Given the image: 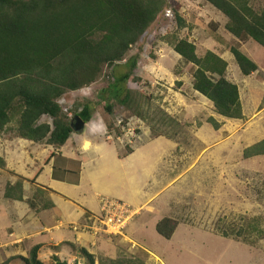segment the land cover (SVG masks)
<instances>
[{
  "label": "rangeland",
  "instance_id": "374dc122",
  "mask_svg": "<svg viewBox=\"0 0 264 264\" xmlns=\"http://www.w3.org/2000/svg\"><path fill=\"white\" fill-rule=\"evenodd\" d=\"M258 2L263 4L264 0ZM175 10L187 23L180 30ZM226 21L227 17L205 0H170V7L158 16L124 61L114 67L104 66L97 81L58 100L70 118L79 110L77 102L94 105L91 122L81 132H74L71 142L99 144L89 153L83 183L72 187L70 195L93 211L100 210L96 193L129 201L119 200L125 204V223L119 222L117 232L95 234L86 229L94 238L77 243V249L66 248L62 260L88 264L85 256L76 252L84 247L95 256V264L102 258L119 256L142 259L147 264H264V231L258 237L253 235L252 243L218 232L221 226L243 223V217L259 218L264 230V155L243 156L245 148L264 139V48L252 40L239 41L226 31ZM175 31L195 43L198 56L211 50L227 60L226 77L239 87L243 118L218 115L213 103L193 89L195 65L184 61L161 39ZM230 46L241 48L254 59L258 70L244 76ZM132 57L137 58V66L125 84L134 94L132 109L113 99L103 102L102 89L108 87L114 75L120 76L128 69L126 60ZM109 102L114 107L113 115L105 109ZM135 110L143 112L146 119ZM210 117L221 122L219 129L208 121ZM42 121L52 122L46 115ZM109 123L115 129L108 135ZM9 135L0 134L1 157L16 156L21 164L27 141L9 140ZM128 148L135 152L119 161L117 156L125 155ZM68 151H72L70 144ZM74 152L79 154L76 145ZM26 156L37 157L23 161L19 175L27 179L32 171L45 170L48 152L38 156L37 149L29 146ZM6 167L0 168V264H23L19 257H28L37 244L32 238L13 241V232L36 230L45 217L31 208L26 213L5 198L8 174L18 175L16 171L6 172ZM47 170L43 182L51 179ZM33 191L31 183L25 190L27 198L32 199ZM44 198L35 200L36 207L44 205ZM56 212L52 211L54 218ZM18 216L23 221L17 223ZM53 217L50 225L57 232ZM164 217L178 222L171 239L156 231V224ZM52 252L44 248L39 256L46 264H53Z\"/></svg>",
  "mask_w": 264,
  "mask_h": 264
},
{
  "label": "trees",
  "instance_id": "16d2710c",
  "mask_svg": "<svg viewBox=\"0 0 264 264\" xmlns=\"http://www.w3.org/2000/svg\"><path fill=\"white\" fill-rule=\"evenodd\" d=\"M205 1L227 17L225 29L228 33L239 41L252 40L264 48V2ZM169 7L170 0H0V134L7 132L10 137L46 142L55 148L64 146L75 131L72 126L75 118L79 116L89 123L94 105L77 102L79 110L70 118L58 100L68 92L97 81L104 66L114 67L124 61L130 49ZM175 19L178 30L187 26L177 10ZM216 37L222 40L219 35ZM161 39L184 61L195 65L193 89L213 103L218 115L243 118L239 87L226 77L227 60L211 50L198 56L195 43L181 38L178 31L165 34ZM229 50L244 76L258 70L257 62L241 48L230 46ZM126 63L128 69L120 76H113L108 87L102 89L101 98L103 102L116 100L131 110L135 98L125 84L133 75L137 58H129ZM105 109L114 114L110 102L105 103ZM135 112L146 119L143 112ZM45 115L52 122H43ZM208 121L215 129L221 127V122L214 117ZM114 129L113 123L107 124L108 135ZM133 151L128 148L120 157ZM258 155H264V139L243 152L244 158ZM54 158L52 176L78 183L80 161L66 160L60 154H54ZM5 167L6 161L0 156V168ZM45 194L46 190L37 187L32 199H24V179L18 177L14 184H7L4 196L24 201L38 211L54 206L52 201L44 198ZM40 198H44L45 203L36 207L35 200ZM259 221L257 217H243V223L221 226L218 232L224 237L252 243L251 237H258L264 231ZM177 227V220L164 217L156 224V231L171 239ZM40 249L41 245L37 244L31 248L28 257L19 258L23 264H46L39 256ZM79 252L88 264L96 263L95 256L84 247ZM53 264L69 263L53 255ZM99 264L147 263L142 259L119 256L102 258Z\"/></svg>",
  "mask_w": 264,
  "mask_h": 264
},
{
  "label": "crops",
  "instance_id": "0c3cea01",
  "mask_svg": "<svg viewBox=\"0 0 264 264\" xmlns=\"http://www.w3.org/2000/svg\"><path fill=\"white\" fill-rule=\"evenodd\" d=\"M89 123H86V125H88ZM86 125H85V127H86ZM74 132H79V131H74ZM72 137L73 136L71 135L69 140L66 142V144L64 146H62L61 148H57V149H55L51 145L46 144L44 142L43 143H35V142L27 140V139H23V138H19V137H13L12 139L17 138V139L22 140V141H27V143L23 144L24 149H23V153L21 155V162L22 163L26 159L27 160L30 159L31 161H34V158L37 157V156H35L34 158H32V157L26 156V150L29 146H32V147L37 149L38 156H40L42 154V152H48L49 153V156L46 157L47 160H46V164H45V170L42 173L40 172V170H37V172L32 171L33 172L32 176L28 177L27 179L25 177L19 175V174H22L21 171H23L19 168L22 163L19 164L18 160H15L16 156L5 157V160L7 162L6 172H8L9 170L10 171L12 170V171H16L18 173V175L14 174V173L8 174L9 178L6 181V184H8V183L14 184L17 180L16 177L17 178L22 177L24 179V191L27 190L28 188H30V185L32 183L33 188H34L32 195L34 194L37 187H41L44 190H46V194H47L46 199L52 201V203L54 204V206H52L50 208L40 209L37 211L40 215L45 217L44 219L42 218V220L40 221V224L37 226L38 229L33 230V231L31 229L30 232L28 229H27V231H23V232H20V230H18V231L16 230L13 232V234H14V240L13 241H26V239L32 238L33 239L32 241L34 244H40L41 245L40 252L42 251V249L48 248L51 251H53L51 253L52 256L56 255V256H59L61 259H62L61 254L63 251H65L66 248L71 249L73 247H76V249H77V243H83L86 238H88L90 241L94 238L93 235H88L86 233V232H88V231H86V229L83 230L82 228L83 227L85 228V226L87 224V215L88 214H96V213L101 212V209H102L101 198L102 197H107V198H111V199L117 198V197L113 198V197H109V196H105V195L96 193V197H97L98 201L100 202V210L99 211H93L92 209H89L88 206L80 204L77 201L76 197L70 195L72 187H79L83 183L84 167H85L86 163L89 162V153H91V151L93 149L99 148V147H96L97 145H99L98 142L92 143V142L88 141L85 144L81 143V142L76 143L74 141L71 142ZM7 139L12 140V139H10V136H7ZM75 140L77 141V137ZM69 144H70V149L72 148V151H70V152L68 151L69 150ZM75 145L77 146V149L79 150V154L74 152V146ZM117 152H118V150L115 149V153H117ZM134 152H135V150L130 155H132ZM13 154L15 155V153H13ZM54 154H58V155L60 154L66 160L80 161V179H79L78 183H72V182L65 181V180L55 179L52 176L53 164H54V160H55ZM1 155L3 156L2 153H0V156ZM130 155H128V156H130ZM128 156H126V157H128ZM84 157H87V159H84ZM126 157H122V158H126ZM117 158L119 161H121V159H122L121 157H119V155L117 156ZM47 169L50 170L51 179L50 180L46 179V181L43 182L42 177L44 176V173L46 171H48ZM4 192H5V190H4ZM27 197H28V195L25 192L24 199H28ZM116 200H121L124 202L126 201V200H123L120 198H117ZM10 202L17 203L16 207H20V208L22 207V209H25L24 212H26V213H28L29 211H32L30 209L29 205L24 201L11 200ZM126 202H129V201H126ZM24 204H26V205H24ZM135 204H137V203H135ZM22 205H24V206H22ZM53 210L54 211L57 210V212H56L57 218L53 217V213H52ZM34 212H36V211H34ZM52 217L54 219H56V224H57L56 228L58 230L57 232H54L52 229V226L50 225V220ZM20 218L21 217L18 218L19 221H17V223H19L20 221H23V219L20 220ZM75 225H77V227H78L77 230L74 229ZM99 236H101V235H99ZM43 238H45V239H43ZM76 252L79 254V251H76ZM39 255H40V253H39Z\"/></svg>",
  "mask_w": 264,
  "mask_h": 264
},
{
  "label": "built area",
  "instance_id": "2783aa9c",
  "mask_svg": "<svg viewBox=\"0 0 264 264\" xmlns=\"http://www.w3.org/2000/svg\"><path fill=\"white\" fill-rule=\"evenodd\" d=\"M167 15H170V11H167ZM102 209L101 212L96 214L87 215V224L85 229H90L94 233H99V231H116L119 228V222L125 223L123 204L119 200L111 199L107 197L101 198ZM125 205V204H124ZM77 225L74 229L77 230Z\"/></svg>",
  "mask_w": 264,
  "mask_h": 264
},
{
  "label": "water",
  "instance_id": "95a60500",
  "mask_svg": "<svg viewBox=\"0 0 264 264\" xmlns=\"http://www.w3.org/2000/svg\"><path fill=\"white\" fill-rule=\"evenodd\" d=\"M86 125V122L79 116L75 118V121L72 123V126L75 131L81 132Z\"/></svg>",
  "mask_w": 264,
  "mask_h": 264
}]
</instances>
